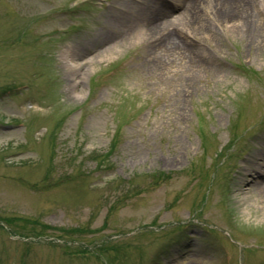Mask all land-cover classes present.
Returning <instances> with one entry per match:
<instances>
[{
    "label": "rangeland",
    "instance_id": "374dc122",
    "mask_svg": "<svg viewBox=\"0 0 264 264\" xmlns=\"http://www.w3.org/2000/svg\"><path fill=\"white\" fill-rule=\"evenodd\" d=\"M152 1L0 0V264H264V0L164 70Z\"/></svg>",
    "mask_w": 264,
    "mask_h": 264
},
{
    "label": "bare ground",
    "instance_id": "6f19581e",
    "mask_svg": "<svg viewBox=\"0 0 264 264\" xmlns=\"http://www.w3.org/2000/svg\"><path fill=\"white\" fill-rule=\"evenodd\" d=\"M176 1V0H174ZM177 17L168 13L170 5L167 2L153 0L148 9H135L129 15L130 19H137L138 28L142 29L144 37L155 38L160 36L159 46L154 48V54L161 52L158 58L153 59V69H163L178 61L199 57L195 48L192 49L188 39L189 35H198L201 27L210 29V20H221L222 23L234 22L249 11V4L256 0H177ZM194 16V17H192ZM200 18V26L195 27L191 19ZM239 23V22H238ZM176 27L171 28L170 27ZM200 30V31H199ZM68 58V57H66ZM70 59V58H69ZM69 61L68 67L74 73L78 68ZM74 62V61H73ZM74 86L78 83L74 81ZM261 178V177H260Z\"/></svg>",
    "mask_w": 264,
    "mask_h": 264
}]
</instances>
